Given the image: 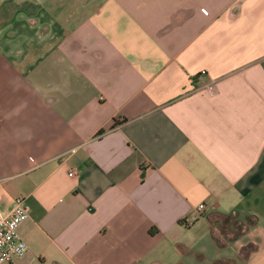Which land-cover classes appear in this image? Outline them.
Masks as SVG:
<instances>
[{
  "label": "crops",
  "instance_id": "obj_1",
  "mask_svg": "<svg viewBox=\"0 0 264 264\" xmlns=\"http://www.w3.org/2000/svg\"><path fill=\"white\" fill-rule=\"evenodd\" d=\"M18 195L3 264H264V0H0Z\"/></svg>",
  "mask_w": 264,
  "mask_h": 264
},
{
  "label": "built area",
  "instance_id": "obj_2",
  "mask_svg": "<svg viewBox=\"0 0 264 264\" xmlns=\"http://www.w3.org/2000/svg\"><path fill=\"white\" fill-rule=\"evenodd\" d=\"M204 208L205 204L200 203L197 212ZM28 217L29 206L24 196L12 197L8 208L0 205V264L11 263L25 255L28 245L20 235L19 227Z\"/></svg>",
  "mask_w": 264,
  "mask_h": 264
},
{
  "label": "rangeland",
  "instance_id": "obj_3",
  "mask_svg": "<svg viewBox=\"0 0 264 264\" xmlns=\"http://www.w3.org/2000/svg\"><path fill=\"white\" fill-rule=\"evenodd\" d=\"M242 239L244 240V239H246L245 237H242ZM244 241H246V240H244ZM228 250H231V248H229Z\"/></svg>",
  "mask_w": 264,
  "mask_h": 264
}]
</instances>
